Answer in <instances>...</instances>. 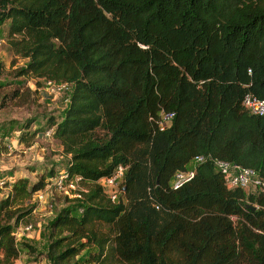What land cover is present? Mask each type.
I'll return each instance as SVG.
<instances>
[{"label":"trees","instance_id":"obj_1","mask_svg":"<svg viewBox=\"0 0 264 264\" xmlns=\"http://www.w3.org/2000/svg\"><path fill=\"white\" fill-rule=\"evenodd\" d=\"M6 21L27 60L17 75L72 87L48 131L87 192L50 221V264L82 251L80 264H264V194L227 188L209 161L170 186L196 155L264 178V116L243 106L264 99V0H0ZM161 112L174 113L162 131ZM119 166L112 202L98 180ZM55 175L0 193V264L20 255L13 232L33 209L23 201Z\"/></svg>","mask_w":264,"mask_h":264},{"label":"rangeland","instance_id":"obj_2","mask_svg":"<svg viewBox=\"0 0 264 264\" xmlns=\"http://www.w3.org/2000/svg\"><path fill=\"white\" fill-rule=\"evenodd\" d=\"M11 38L6 21L0 27V105H4L0 106L1 194L7 193L12 182L19 177H27L31 185L42 175L48 177L52 168L55 174L64 169L67 158L61 155L59 142L51 137L48 125L52 119H61L72 92V87L68 86L50 95L42 89L43 80L36 85L32 76L17 75L27 60L15 53L10 45ZM21 134L31 144L20 143ZM42 193L41 199L33 194L29 200L23 201V207L28 209L31 206L33 209L21 225L30 223L32 229L17 237L20 255L14 264H50L45 256L48 225L57 211L70 205L73 198L49 186L42 189ZM118 198L121 199L120 195ZM24 244L34 247L36 251L31 254L23 248ZM83 253L71 259L69 264L76 261L80 264Z\"/></svg>","mask_w":264,"mask_h":264},{"label":"built area","instance_id":"obj_3","mask_svg":"<svg viewBox=\"0 0 264 264\" xmlns=\"http://www.w3.org/2000/svg\"><path fill=\"white\" fill-rule=\"evenodd\" d=\"M43 81L44 84H42V89L50 95L59 93L68 87L67 83H58L49 79ZM243 106L250 114L264 116V99L246 95L243 100ZM173 117V112H161L160 118L157 121L158 129L162 131L166 128ZM205 161L211 162L216 171L222 174L227 188L241 189L253 195L264 194V178L261 177L255 169L243 167L227 160L203 155H196L191 160V167L188 169L175 172L170 180V186L173 189L181 187L193 178L196 166ZM125 170L124 167L119 166L112 176L102 177L98 180L104 193L112 202H116L118 196L122 192L120 184L124 177ZM87 182L88 181L85 180L81 174L71 173L66 169H61L46 187H54L57 191L64 193V195L70 198H79L83 193L87 192ZM2 184L3 181H0V185ZM34 194L40 199L43 197L42 190H37ZM22 229L23 232H21ZM31 229L32 225L30 223L26 225H21L20 223V225L14 229L13 235L17 240V237H20L22 233L30 231Z\"/></svg>","mask_w":264,"mask_h":264},{"label":"water","instance_id":"obj_4","mask_svg":"<svg viewBox=\"0 0 264 264\" xmlns=\"http://www.w3.org/2000/svg\"><path fill=\"white\" fill-rule=\"evenodd\" d=\"M124 188H122V190H123ZM248 207H250V208H252V209H254L255 208V206H253V205H247Z\"/></svg>","mask_w":264,"mask_h":264}]
</instances>
